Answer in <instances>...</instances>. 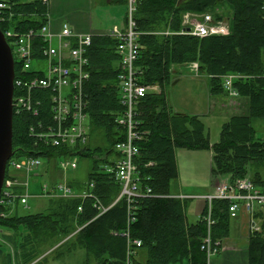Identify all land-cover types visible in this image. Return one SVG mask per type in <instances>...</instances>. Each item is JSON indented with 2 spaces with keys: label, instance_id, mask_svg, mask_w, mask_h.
<instances>
[{
  "label": "trees",
  "instance_id": "obj_1",
  "mask_svg": "<svg viewBox=\"0 0 264 264\" xmlns=\"http://www.w3.org/2000/svg\"><path fill=\"white\" fill-rule=\"evenodd\" d=\"M0 2L8 4L5 21H0L4 33L40 30L48 24V7L43 0ZM110 4L126 6V0H110ZM224 7L229 8L230 18L225 16ZM187 14H210L215 22L226 21L230 33L206 38L181 34ZM136 21L142 33L141 53L136 62L140 83L159 88L158 92H148L137 104L139 129L146 134L137 143L139 154L134 158L141 186L151 188L154 194H172V182L178 177L176 150L188 149L211 151L212 176L230 180L247 177L264 191V139L257 138L253 126L254 119L264 120V0H139ZM45 45L42 38L33 40L35 61L43 59ZM117 46L118 40L111 36H95L88 55L90 80L85 86L88 127L104 132L106 150L37 143L30 128L34 126L38 131L40 122L51 124L50 93L46 90L33 92L34 99L45 104L38 116L15 113L13 121V146L17 151L14 159L33 157L41 161L42 157L56 154L87 158L99 154L101 158L94 160L86 183L74 179L68 182L78 194L94 183L92 192L105 206L116 200L121 187L103 167L111 164L110 159L121 157L116 145L127 137L126 129L116 123L124 111ZM195 62L199 75L208 79L211 95L228 96L223 88L224 76H243L234 83V88L239 98L246 99L247 114L231 117L214 144L199 117L175 112L165 92L173 68ZM23 69V64L17 62V80L41 78L35 70ZM22 94L20 89L15 92V96ZM24 176L8 168L7 178L21 180ZM16 192L23 194L24 190L16 188ZM16 204L22 205L19 201ZM16 206L0 207V264H59L64 257L76 255H82L80 264H127V240L114 235L127 229L124 199L97 219L92 199H50L45 212L27 216H19L14 211ZM135 206L136 220L130 225V236L141 240L143 245L136 250L133 264H207L206 254L201 251L207 202L196 223L188 222L182 200L144 198ZM229 206L228 201L213 202L216 220L213 236L221 241L229 235ZM2 212L6 213L4 217ZM256 219L261 230L250 238L248 264H264V209L257 212Z\"/></svg>",
  "mask_w": 264,
  "mask_h": 264
},
{
  "label": "built area",
  "instance_id": "obj_2",
  "mask_svg": "<svg viewBox=\"0 0 264 264\" xmlns=\"http://www.w3.org/2000/svg\"><path fill=\"white\" fill-rule=\"evenodd\" d=\"M50 0H43V4L48 8ZM139 0H126V15L124 26H114L109 36L118 40L117 52L120 56L119 62V90L120 100L124 107L123 113L118 117L116 123L126 129V141L116 145V150L121 157L111 160V164L104 165V171L114 176L120 184L121 192L116 200L109 206H105L92 191L95 184L90 183L81 193H76L69 185L68 180L54 186L45 185L43 197L46 198H81L82 200L92 199L94 207L98 211L95 219L106 214L111 208L121 200L127 203V229L123 232H114L115 236H121L127 240V264H133L132 259L136 250L143 245L139 239L130 236V225L136 220L135 208L139 199H192L194 196H183L177 194L163 195L154 194L151 188H143L134 164V158L139 154L137 143L146 135L139 129L137 120V104L140 98L150 92H158L157 86H144L140 83V73L136 68V62L141 53L139 43L142 33L138 30L136 13ZM8 9V4L0 2V21H5L4 13ZM50 13H48V24L40 30L31 29L27 32L17 33L8 31L5 36L9 44L14 46L13 53L17 62H21L24 71L41 74V78L31 80H15V92L20 89L23 94H14V114L30 113L38 116L45 105L41 100H35L33 92L36 90H46L48 104L51 111L48 113L51 124L40 122L38 131L34 126L30 128L31 136L38 143L47 146H79L83 149L89 141L88 127V99L85 91L86 83L90 80V60L89 50L93 45V38L96 35L77 33L70 24L64 23L58 32L50 28ZM183 25L185 29L181 34L191 35L199 38L210 36H226L230 33L229 23L226 21L215 22L210 14L184 16ZM169 33L167 32L166 35ZM42 38L46 44L42 48L43 59L41 62L33 59V40ZM56 42V44H55ZM34 63L37 68H34ZM191 71L199 75L198 63L189 65ZM239 74H229L223 77V88L231 98L239 96L234 88V83L242 79ZM152 165V163L150 164ZM41 166L38 158L11 159L8 168L13 173L25 175L27 181L23 179H5L0 197V207L12 208L18 201L27 206L32 195L29 194L28 179L32 173H36ZM60 167L65 171H75L78 168V161L75 156L72 159H65L60 162ZM16 188H22L23 194H18ZM207 202V212L203 216L206 226V233L201 242V251L206 254L207 264H212L214 257L223 251V241L215 239L213 228L216 220L213 218V202L216 200L229 202L230 218H237L240 212L244 211L250 216L251 234L261 230L260 221L256 219L257 212L264 209V191L258 188L251 179L239 178L218 183L213 194L202 197ZM82 211V207L79 208ZM6 213L2 212L4 217ZM32 264H35L32 263Z\"/></svg>",
  "mask_w": 264,
  "mask_h": 264
},
{
  "label": "rangeland",
  "instance_id": "obj_3",
  "mask_svg": "<svg viewBox=\"0 0 264 264\" xmlns=\"http://www.w3.org/2000/svg\"><path fill=\"white\" fill-rule=\"evenodd\" d=\"M114 8L115 11L118 10V13L109 15L106 13L105 7H95L91 12L92 23L95 25L97 23H107L111 26L113 25L112 20L114 16L117 17L115 20L117 23H122L126 15V6L119 4ZM224 8H226L225 16L230 18L231 12L229 8ZM75 11L81 10L78 9ZM75 11H72V8L68 7L65 11L60 12V14L64 17V20L68 22L70 21L69 17ZM34 68H37L36 63H34ZM165 92L175 112L199 117L205 126L211 144L219 141L222 127L231 117L245 115L248 111L246 99L211 95L207 77H196L188 66H176L174 68L172 80L166 85ZM253 126L257 131V138L264 139V120L254 119ZM87 146L93 149L99 147L106 150L108 148V143L104 132L101 130H89V141ZM211 156L212 153L210 150H176L178 177L172 182L171 191H175L177 184L181 186L182 181L184 183L182 192L196 197L194 200L185 202V212L189 223H196L199 220L200 214L206 206V202L201 198L214 193L216 180L220 183L228 179L227 177L212 176ZM72 158L71 156L64 157L58 154L53 155L51 158L42 157V166L36 172L40 176H34L35 173H32L28 179V191L29 194L32 195V198L29 199L27 206L18 204L14 211H16L19 216L45 212L49 207L51 199L42 196L45 185L54 186L66 180L72 181L73 179L80 183H86L94 160H99L101 157L99 154L91 158L76 155L78 169L65 172L60 167V161ZM10 171L13 173L12 170ZM23 180L27 181V178L24 176ZM5 249L7 251L9 250L7 247ZM81 261L82 255H76L75 257L66 256L59 264H80Z\"/></svg>",
  "mask_w": 264,
  "mask_h": 264
},
{
  "label": "crops",
  "instance_id": "obj_4",
  "mask_svg": "<svg viewBox=\"0 0 264 264\" xmlns=\"http://www.w3.org/2000/svg\"><path fill=\"white\" fill-rule=\"evenodd\" d=\"M50 1L51 3L48 8V13H50L51 15L50 28L55 32H58L64 23H68L77 33L91 34L96 36H109L114 26H119L120 28H123L124 26V18L122 23H117L115 21L117 17L115 16L113 17L112 20L113 25L111 26L107 23H97L96 25L92 23L91 12L92 10L95 9V7L96 8H98L99 6L105 7V11L109 15H115L118 13V10L115 11L114 8L117 4H110V0L108 1L50 0ZM68 7L72 8V11L78 9L81 11H75L74 13H72L71 16L69 17L70 21L66 22L64 20V17H62V15L60 14V12L65 11L66 8ZM218 183L219 182L216 180L215 185H217ZM215 185L214 187H216ZM183 187H184V183L181 181V186L177 184L175 191L174 192L171 191L172 194L191 196L189 194H185L184 192H182ZM194 199L195 198L184 199L182 201L186 202ZM250 227H251L250 216L244 211L240 212L237 218H230L229 235L225 240H223L224 249L219 255L214 257L212 264H248V245L250 242V238L252 236Z\"/></svg>",
  "mask_w": 264,
  "mask_h": 264
},
{
  "label": "water",
  "instance_id": "obj_5",
  "mask_svg": "<svg viewBox=\"0 0 264 264\" xmlns=\"http://www.w3.org/2000/svg\"><path fill=\"white\" fill-rule=\"evenodd\" d=\"M16 63L12 47L0 27V197L9 161L17 155L13 146Z\"/></svg>",
  "mask_w": 264,
  "mask_h": 264
}]
</instances>
